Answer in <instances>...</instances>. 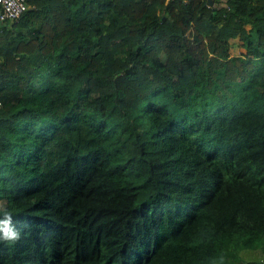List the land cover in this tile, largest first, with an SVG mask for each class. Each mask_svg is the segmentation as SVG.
I'll return each instance as SVG.
<instances>
[{
  "label": "trees",
  "instance_id": "obj_1",
  "mask_svg": "<svg viewBox=\"0 0 264 264\" xmlns=\"http://www.w3.org/2000/svg\"><path fill=\"white\" fill-rule=\"evenodd\" d=\"M27 3L0 24V264H264V0Z\"/></svg>",
  "mask_w": 264,
  "mask_h": 264
},
{
  "label": "built area",
  "instance_id": "obj_2",
  "mask_svg": "<svg viewBox=\"0 0 264 264\" xmlns=\"http://www.w3.org/2000/svg\"><path fill=\"white\" fill-rule=\"evenodd\" d=\"M28 8L27 0H0V24L19 21Z\"/></svg>",
  "mask_w": 264,
  "mask_h": 264
},
{
  "label": "clouds",
  "instance_id": "obj_3",
  "mask_svg": "<svg viewBox=\"0 0 264 264\" xmlns=\"http://www.w3.org/2000/svg\"><path fill=\"white\" fill-rule=\"evenodd\" d=\"M189 34L190 32L187 33L188 36ZM18 238H19V232L12 227L10 216L7 221H0V239L14 241Z\"/></svg>",
  "mask_w": 264,
  "mask_h": 264
},
{
  "label": "rangeland",
  "instance_id": "obj_4",
  "mask_svg": "<svg viewBox=\"0 0 264 264\" xmlns=\"http://www.w3.org/2000/svg\"><path fill=\"white\" fill-rule=\"evenodd\" d=\"M231 42L232 44H234L232 54L234 55H239V54L245 55L246 54V48L241 46V42L239 39L236 38L232 40ZM257 256H259V253H256V252L245 253L242 264H252Z\"/></svg>",
  "mask_w": 264,
  "mask_h": 264
},
{
  "label": "water",
  "instance_id": "obj_5",
  "mask_svg": "<svg viewBox=\"0 0 264 264\" xmlns=\"http://www.w3.org/2000/svg\"><path fill=\"white\" fill-rule=\"evenodd\" d=\"M210 3L212 4V3H213V1H212V0H210Z\"/></svg>",
  "mask_w": 264,
  "mask_h": 264
}]
</instances>
